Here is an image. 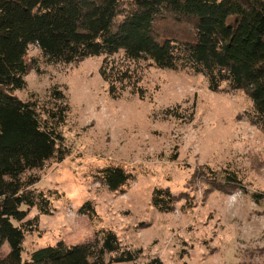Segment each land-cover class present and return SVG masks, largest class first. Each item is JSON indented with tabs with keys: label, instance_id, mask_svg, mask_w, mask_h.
<instances>
[{
	"label": "rangeland",
	"instance_id": "rangeland-1",
	"mask_svg": "<svg viewBox=\"0 0 264 264\" xmlns=\"http://www.w3.org/2000/svg\"><path fill=\"white\" fill-rule=\"evenodd\" d=\"M29 56L38 70L16 96L47 105L57 88L70 113L62 127L65 160L25 175L38 177L35 188L55 195L53 214L39 216V227L26 237L24 260L38 249L81 245L110 229L125 248L141 250L136 262L121 264L153 258L164 264H264V131L247 119L252 103L246 95L214 93L201 75L140 63L146 98L126 93L113 99L100 76L102 57L55 64L33 46ZM109 164L134 176L124 192L98 181ZM228 173L242 189L214 188V179L225 182ZM156 188L183 195L175 211L153 207ZM88 201L96 219L79 212ZM36 216L33 209L29 217Z\"/></svg>",
	"mask_w": 264,
	"mask_h": 264
},
{
	"label": "trees",
	"instance_id": "trees-1",
	"mask_svg": "<svg viewBox=\"0 0 264 264\" xmlns=\"http://www.w3.org/2000/svg\"><path fill=\"white\" fill-rule=\"evenodd\" d=\"M32 46L55 64L102 57L100 76L113 99L126 93L146 98L140 63L201 75L214 93L246 95L252 103L247 119L264 131V0H0V264L134 263L141 251L101 229L92 241L59 242L24 260L26 237L39 227V216L53 214L55 195L35 188L38 177L25 175L65 160L62 127L70 113L66 94L57 88L47 105L16 96L38 70L29 56ZM97 179L111 192H124L134 176L109 164ZM214 181L216 189H242L234 174ZM180 197L156 188L152 205L171 213ZM33 209L38 216L30 218ZM79 212L98 216L91 201ZM146 264L164 262L153 258Z\"/></svg>",
	"mask_w": 264,
	"mask_h": 264
}]
</instances>
